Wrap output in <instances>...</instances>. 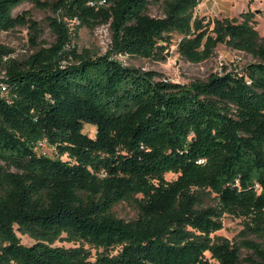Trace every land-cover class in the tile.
<instances>
[{
	"label": "trees",
	"instance_id": "1",
	"mask_svg": "<svg viewBox=\"0 0 264 264\" xmlns=\"http://www.w3.org/2000/svg\"><path fill=\"white\" fill-rule=\"evenodd\" d=\"M27 1L91 27L110 23L113 52L155 58L178 30L190 60L225 44L256 61L242 75L166 82L110 53L68 52L64 19L51 18L56 42L40 46L41 25L14 14ZM101 1L0 0V33L28 25L37 48L19 59L0 44L12 97L0 96V264H212L207 251L221 264H264V37L254 14L211 28L194 16L201 0H154L164 17L150 14L151 0ZM43 139L71 160L39 154ZM168 172L179 178L166 181ZM125 200L136 219L114 213ZM226 211L245 218L234 242L212 236ZM17 231L36 242L24 245ZM63 233L95 247V259L84 246H53Z\"/></svg>",
	"mask_w": 264,
	"mask_h": 264
},
{
	"label": "rangeland",
	"instance_id": "2",
	"mask_svg": "<svg viewBox=\"0 0 264 264\" xmlns=\"http://www.w3.org/2000/svg\"><path fill=\"white\" fill-rule=\"evenodd\" d=\"M53 2L55 0H43ZM101 4H107L105 0ZM24 12L33 20H36L44 29L40 36V46H50L56 42V32L50 25L51 18L64 19L69 30L70 40L66 45V50L71 52L77 47L79 52L87 50L92 55H104L110 53L111 58L119 61L124 66L140 68L144 71H156L160 73V79L166 82L180 83L191 85L196 80L207 81L211 75L215 73H225L229 71H237L246 73L249 65L256 61L252 54L242 50L231 48L225 44H219L213 55L202 61H193L188 59L181 53L179 46L183 39L182 32L174 30L170 33V41H164L166 50L162 51L155 58L142 56H133L128 52H113L112 49V30L111 24L105 23L96 27L84 25L78 19L64 17L60 13L54 12L51 8H41L32 2H24L19 5L14 14L19 15ZM251 12L254 14L256 29L261 37H264V0H201L196 7L194 16L201 20L206 26L207 24L213 28L214 21L224 18H236L239 22L243 20V14ZM150 14L152 16L164 17L163 2H155L151 0ZM31 27L28 25H20L10 31L0 33V44L7 45L14 49L10 57L25 59L36 51L32 39ZM39 46V47H40ZM71 55V54H70ZM70 61H64V65ZM246 79L251 83L250 77L246 74ZM10 86L7 81L5 72L0 74V96L8 102L12 101L10 96ZM84 132L92 138L98 133V127L92 123H86ZM34 148L39 154L47 155L51 158H58L65 161L71 160L69 153L60 155L58 149L49 143L47 139L39 141ZM179 178V173L168 172L165 179L168 182H174ZM158 184V181H155ZM260 191L261 186L256 184ZM142 197V194H138ZM212 197V198H211ZM211 197L206 201V205L215 204L216 194L212 193ZM114 213L125 220L136 219L139 216V208L135 201H121L113 207ZM245 218L226 211L222 216L223 227L212 234V236H223L231 241L238 239L239 234L244 228ZM18 226L16 225V229ZM21 241L26 246H31L36 239L29 234H23L17 231ZM53 246H62L66 248H76L84 246L93 254V260L96 257L97 249L90 243L70 238L67 233H63L54 243ZM243 255L248 250L242 249ZM205 259L212 264H221L220 261L213 257L210 251L205 253ZM200 264V263H197Z\"/></svg>",
	"mask_w": 264,
	"mask_h": 264
}]
</instances>
